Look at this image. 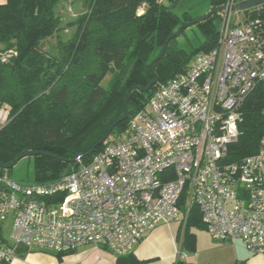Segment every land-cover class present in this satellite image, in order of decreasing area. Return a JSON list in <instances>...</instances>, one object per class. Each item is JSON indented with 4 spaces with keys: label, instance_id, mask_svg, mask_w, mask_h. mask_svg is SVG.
<instances>
[{
    "label": "built area",
    "instance_id": "obj_1",
    "mask_svg": "<svg viewBox=\"0 0 264 264\" xmlns=\"http://www.w3.org/2000/svg\"><path fill=\"white\" fill-rule=\"evenodd\" d=\"M240 11L242 17L237 10L218 13L214 47L157 85L124 130L87 160L77 154L69 173L29 183L0 173V222L10 219L0 263L20 248L63 253L85 245L116 258L158 224H184L191 204L213 239L264 253V133L255 153L226 160L240 136L244 101L258 86L264 93V3ZM7 120L2 106L0 128Z\"/></svg>",
    "mask_w": 264,
    "mask_h": 264
},
{
    "label": "trees",
    "instance_id": "obj_2",
    "mask_svg": "<svg viewBox=\"0 0 264 264\" xmlns=\"http://www.w3.org/2000/svg\"><path fill=\"white\" fill-rule=\"evenodd\" d=\"M59 1L0 3V55L11 52L7 62L0 61V107L8 110V120L0 128V163H9L33 150L62 158L34 155L32 182L69 173L77 167V154L87 160L89 148L122 115L125 94L131 86L145 88L154 81L149 91H130V115L145 104L157 85L183 71L195 53L212 49L217 35L215 19L219 14H213L195 24L203 36L197 47L187 52L173 38L151 67L166 38L192 19L187 12L181 16L174 12L177 0H91L86 12L64 23L57 13ZM225 1L210 0V7ZM141 3L146 7L138 15ZM171 4L175 6L169 9ZM64 25L74 26V33L58 40L57 53L43 50L42 43ZM106 74L110 78L104 85L101 79ZM263 110L264 93L258 86L242 105L240 136L228 146L227 161L237 162L255 153L264 133ZM126 123L124 120L114 127L112 138L124 130ZM109 138L96 150L112 140ZM184 200L183 193L182 210ZM191 227H204L195 204L190 205L181 237V246L193 251ZM144 262L133 252L115 259V264Z\"/></svg>",
    "mask_w": 264,
    "mask_h": 264
},
{
    "label": "crops",
    "instance_id": "obj_3",
    "mask_svg": "<svg viewBox=\"0 0 264 264\" xmlns=\"http://www.w3.org/2000/svg\"><path fill=\"white\" fill-rule=\"evenodd\" d=\"M184 224L180 220L158 224L132 252L143 264H264V253H252L240 241L213 239L205 227L190 228L195 240L194 250H188L181 246ZM179 250L183 259L178 257ZM115 259L106 248L93 245L63 253L20 248L19 255L7 264H115Z\"/></svg>",
    "mask_w": 264,
    "mask_h": 264
},
{
    "label": "rangeland",
    "instance_id": "obj_4",
    "mask_svg": "<svg viewBox=\"0 0 264 264\" xmlns=\"http://www.w3.org/2000/svg\"><path fill=\"white\" fill-rule=\"evenodd\" d=\"M90 1L91 0H60L57 6V13L62 17L63 23L66 21H73L77 15L88 10ZM176 2L177 4L174 8V12L179 16L187 12L192 19L204 15L210 9V0H177ZM242 15V11L237 12L238 17H242ZM215 23L216 27L220 25L219 16L215 19ZM74 31V26L67 27L64 25L61 29H58L46 43H42L41 48L43 50H50L52 53H57L58 40L68 39ZM202 40L203 36L197 25H192L185 28L183 33L176 38V44L185 51L190 52L193 48L197 47ZM109 78V74L104 75L101 79V83L106 85ZM110 138H112L111 135ZM1 174L16 182L29 183L34 181V157L24 156L20 158L10 169H3ZM0 227L1 235L7 237L9 234L10 219L8 218L4 222H0Z\"/></svg>",
    "mask_w": 264,
    "mask_h": 264
},
{
    "label": "water",
    "instance_id": "obj_5",
    "mask_svg": "<svg viewBox=\"0 0 264 264\" xmlns=\"http://www.w3.org/2000/svg\"><path fill=\"white\" fill-rule=\"evenodd\" d=\"M261 3H264V0H238L234 5L232 6H228V5H225V4H222V5H218V6H211L210 9L202 16H199L197 18H193L191 20H188V21H185L183 22L182 24L179 25V27L177 28V30L170 34L160 52L155 56V58L151 61L150 63V66L152 67L154 63L157 62V60H159L161 58V56L163 55L165 49H166V46L168 44V42L173 39V38H177L181 33L182 31L189 27V26H192V25H195L207 18H209L211 15L213 14H218L220 13L221 11H224V10H237V11H240V10H244V9H247L249 7H252V6H255L257 4H261ZM175 6V4H171L169 6V9L173 8ZM124 74H125V71L122 72L121 74V79L124 77ZM154 84V81H150L148 83V85L145 87V88H141L140 86H137V85H134V86H131L129 88V90L126 92L125 94V98H124V101H123V113L122 115L115 119L107 128V130L105 131V133L89 148V150L86 152V156H90L95 150H96V147L100 146L111 134V131L114 129V127L119 124L120 122H123L124 120H126L129 115H130V112H129V108L127 107V103H128V100H129V95H130V91L132 90H138V91H149L151 89V87L153 86ZM34 155H44V156H48V157H53V158H57L58 160H62V158L60 157H57L53 154H51L50 152H47V151H37V150H33V151H27V152H24L20 155H18L17 157H15L11 162L9 163H0V168L2 169H10L11 167H13V165L22 157L24 156H34Z\"/></svg>",
    "mask_w": 264,
    "mask_h": 264
}]
</instances>
